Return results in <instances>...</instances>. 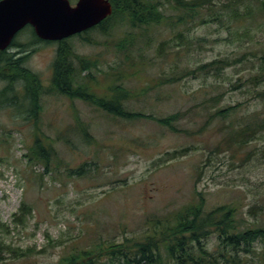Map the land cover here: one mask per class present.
Returning <instances> with one entry per match:
<instances>
[{
	"label": "rangeland",
	"instance_id": "1",
	"mask_svg": "<svg viewBox=\"0 0 264 264\" xmlns=\"http://www.w3.org/2000/svg\"><path fill=\"white\" fill-rule=\"evenodd\" d=\"M77 1L70 0L73 6ZM179 28L188 32L187 28ZM175 32L171 27L133 30L124 25L107 36L92 31L89 37L98 45L87 44L76 36L69 42L77 53L96 56L102 71L118 67L127 72L130 63L116 46L128 33L134 34L138 43L129 54L135 63L145 64L138 65L143 71L129 82L136 95L128 103L129 109L158 118L187 113L177 128L192 135L174 133L152 120L115 117L78 99L47 95L40 125L42 132L54 139L58 160L51 165L54 173L46 174L43 164L31 165L25 157L34 143V127L22 116L29 110V103L22 97L13 107L0 109V223L8 227L0 229V235L8 245L28 254L14 260L4 253L2 264H57L73 246L83 249L100 236L116 237L118 241L124 235L142 238L149 217L165 216L187 205L197 190L204 194L208 209L224 203L241 204L247 225L264 227V131L242 149L234 147V143L229 147L226 142L231 121L238 131L239 124L248 122L250 115L264 114V102L251 98L247 84L258 59L218 74L186 78L172 86L153 84L187 67L194 69L216 59L237 58L247 51L260 54L264 49V26L251 27L252 44L230 36L226 29L214 24L190 27L189 37L205 40L189 49L180 47L169 54L168 50L158 57L160 40L180 42ZM35 39L31 29L16 37L20 43ZM32 48L37 50L26 66L48 84L59 45L43 42ZM96 75L104 79L103 73ZM111 84L112 80L106 78L94 90L107 95ZM4 86L0 81V90ZM220 95V101L214 103L212 99ZM205 101L208 108L201 106ZM237 104L242 106L231 119L210 120L217 108ZM76 112L89 123L98 144L88 145L79 138ZM59 136L71 140L70 146L58 140ZM187 147H192L189 154L168 161L167 152ZM218 147L221 150H216ZM69 169L73 170L71 174ZM23 202L34 209L25 225L15 223V214ZM214 245L215 239H211V250ZM254 246L256 252L249 257L261 260L263 244L257 242Z\"/></svg>",
	"mask_w": 264,
	"mask_h": 264
},
{
	"label": "trees",
	"instance_id": "2",
	"mask_svg": "<svg viewBox=\"0 0 264 264\" xmlns=\"http://www.w3.org/2000/svg\"><path fill=\"white\" fill-rule=\"evenodd\" d=\"M110 2L113 5V14L99 26L76 37L87 44L98 45L99 42L89 37L92 31L107 36L112 30L124 25L133 30L171 27L172 30H176L174 36L180 42L172 44L174 39L160 40L156 55L162 57L168 50L169 54L173 49L180 47L189 49L205 40L189 37L190 27L214 24L226 29L230 36L240 41L249 40L252 44L254 39L251 35V27L264 26V0H110ZM259 18L263 21L259 22L257 20ZM179 27L187 28L188 32L185 33ZM33 34L36 38L33 42L14 41L12 46L26 50L42 42L34 32ZM69 41L70 39H66L59 43L48 84H44L40 75L26 66L28 57H16L7 50L0 51V81L5 83L0 90V109L13 107V104L22 97L30 105L29 110L24 112L26 115L20 113L23 114L24 120L30 121L34 127V143L25 155L29 164L41 163L45 167L46 174H53L52 162L58 160L54 139L43 133L40 125L44 111L43 101L47 95H60L71 101L78 99L115 117L130 121L152 120L174 133L192 135L177 128V124L187 113L177 112L158 118L152 114L129 109L128 103L136 97L129 82L143 71L138 65L145 64L143 61L135 63L134 58L129 54L138 43L134 34L128 33L116 46L118 53L123 52L130 63L127 72L118 67H111L110 72L102 71L99 68L100 60L96 56L77 53ZM253 58L258 59V65L256 71L249 76L247 84L252 93L251 98L264 102V49L260 54L247 51L237 58L216 59L194 69L187 67L171 74L168 78L161 77L158 81L154 80L153 84L157 87L172 86L186 78H197L209 73L218 74ZM97 72L104 74L102 80L106 78L112 80V84L107 87V95H99L94 90V87L102 81L97 77ZM20 84L21 89H19ZM233 89L237 90L235 87ZM146 91L147 89L143 90V93ZM22 94L24 95L21 96ZM221 97L222 95L216 96L212 101L217 103ZM207 104L208 102L205 101L201 106L208 108ZM241 106L237 104L227 108H217L209 118L210 120L231 119ZM74 118L79 138L88 145L98 144L90 131L89 123L83 121L77 112ZM227 128L230 129L226 138L229 147L234 143L237 149L245 148L264 131V114L256 112L250 115L248 122L239 124L238 131L234 130L233 121ZM58 140L67 146L71 144V140L62 139L60 136ZM191 150L192 147L174 150L167 152L166 157L170 161L189 154ZM216 150L221 148L218 147ZM69 172L71 174L73 170L69 169ZM253 210L249 212L253 213ZM33 212V207L23 202L19 213L15 214V223L25 225ZM3 228L8 227L0 223V229ZM123 234H126L125 229ZM211 239H215L214 250L209 247ZM257 242L263 244V254L261 260L254 261L249 256L255 254L254 245ZM4 253L9 254L14 260L28 256L22 249L8 245L0 235V264L4 260ZM57 264H264V227H249L243 216L241 204L224 203L208 209L204 194L197 190L192 202L187 205L165 216L149 217L145 221L142 238L124 235L123 239L118 241L116 237L103 239L100 236L83 249L73 246Z\"/></svg>",
	"mask_w": 264,
	"mask_h": 264
},
{
	"label": "water",
	"instance_id": "3",
	"mask_svg": "<svg viewBox=\"0 0 264 264\" xmlns=\"http://www.w3.org/2000/svg\"><path fill=\"white\" fill-rule=\"evenodd\" d=\"M113 14L110 0H0V51L26 26L42 41L60 42L99 26Z\"/></svg>",
	"mask_w": 264,
	"mask_h": 264
},
{
	"label": "flooded vegetation",
	"instance_id": "4",
	"mask_svg": "<svg viewBox=\"0 0 264 264\" xmlns=\"http://www.w3.org/2000/svg\"><path fill=\"white\" fill-rule=\"evenodd\" d=\"M27 29H31L33 32H34V29L31 27V26H28V27H26L24 30H22L21 32H23V31H25V30H27ZM35 33V32H34ZM20 34V33H19ZM19 34L17 35V36H19ZM36 35V34H35ZM14 41H17L16 40V38H15V40H13V42H12V44L14 43ZM62 42V41H61ZM39 43V42H38ZM38 43H36L35 45H37ZM58 43V45H59V43L60 42H57ZM12 44H11V47L7 50L8 51V53H11V54H13V55H15L16 57H20V56H26V57H28V59H30L32 56H33V53L37 50V48L36 49H33L32 47L33 46H31L30 48H28V49H26V50H22V49H20V48H17V47H14V46H12ZM32 48V49H31Z\"/></svg>",
	"mask_w": 264,
	"mask_h": 264
}]
</instances>
